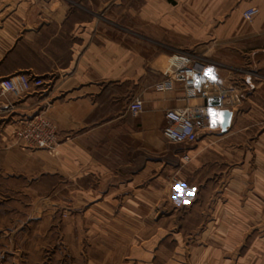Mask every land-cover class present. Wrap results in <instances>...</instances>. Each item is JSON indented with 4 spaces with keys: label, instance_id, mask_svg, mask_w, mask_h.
<instances>
[{
    "label": "crops",
    "instance_id": "0c3cea01",
    "mask_svg": "<svg viewBox=\"0 0 264 264\" xmlns=\"http://www.w3.org/2000/svg\"><path fill=\"white\" fill-rule=\"evenodd\" d=\"M247 8L256 10L250 21L241 18ZM123 11L138 20L122 23ZM190 47L223 62L222 83L237 88L241 98L229 106L224 132L212 110V130L202 131L182 154H188L192 174L202 177V189L232 193L233 177L248 174L241 163L234 166L247 153L233 151L241 144L233 135L254 125L264 130V0H0V79L24 73L41 81L22 95L0 97L3 169L31 166L38 174L43 169L64 175L81 190L100 193L92 202L97 206L116 203L121 192L129 193L127 202L145 193L151 204L154 182L170 171L162 148L164 111L186 105L177 79L170 89L158 84L167 59ZM134 98L143 105L136 114L128 110ZM34 114L56 126L51 155L10 138L9 129ZM252 115L256 120L245 123ZM212 200L214 207L243 206L229 198ZM159 238L151 233L145 240L150 247ZM143 248L146 262L152 253Z\"/></svg>",
    "mask_w": 264,
    "mask_h": 264
},
{
    "label": "rangeland",
    "instance_id": "374dc122",
    "mask_svg": "<svg viewBox=\"0 0 264 264\" xmlns=\"http://www.w3.org/2000/svg\"><path fill=\"white\" fill-rule=\"evenodd\" d=\"M241 18L245 20L242 14ZM120 20L138 19L123 11ZM184 52L204 58L217 73L223 68V62L191 47ZM240 98L241 94L239 102ZM256 118L252 115L244 122ZM233 139L241 143L233 151L247 153L234 166L241 163L248 174L234 176L237 186L225 197L218 190L212 193V187L202 189L200 178L191 172V160L184 162L180 156L192 150L197 139L189 145L163 142L170 171L154 182L151 204L145 193L127 202L129 193L121 192L116 203L93 205L100 193L81 190L79 182L64 175L43 169L38 174L31 166L7 170L0 164V264H264V130L254 125ZM156 151L154 145L152 152ZM42 161L47 167L49 161ZM177 168L184 170L182 177L172 171ZM214 198L243 206L214 207ZM151 233L161 238L153 239L149 247L145 238ZM144 244L152 253L146 262Z\"/></svg>",
    "mask_w": 264,
    "mask_h": 264
},
{
    "label": "built area",
    "instance_id": "2783aa9c",
    "mask_svg": "<svg viewBox=\"0 0 264 264\" xmlns=\"http://www.w3.org/2000/svg\"><path fill=\"white\" fill-rule=\"evenodd\" d=\"M255 13L254 8H247L242 12V16L245 20H251ZM170 58L164 72L165 79L158 84V88L170 89L173 80L177 79L181 83L186 105L164 111L165 123L161 134L169 142L189 145L202 131L211 129L215 119L212 117V110L217 113L220 109H229V106L236 105L240 91L224 85L212 64L209 66V63L192 54L182 52ZM40 84L39 79L24 73L11 75L0 79V97L22 95L31 87H38ZM193 99H199L203 103L190 105L189 101ZM210 99H217L219 104L209 105ZM142 107L139 98L132 99L128 104V110L133 114L141 112ZM10 137L21 147L46 149L51 152L57 143L55 124L41 114L17 121L10 131ZM181 158L184 162L190 159L187 153L182 154Z\"/></svg>",
    "mask_w": 264,
    "mask_h": 264
},
{
    "label": "water",
    "instance_id": "95a60500",
    "mask_svg": "<svg viewBox=\"0 0 264 264\" xmlns=\"http://www.w3.org/2000/svg\"><path fill=\"white\" fill-rule=\"evenodd\" d=\"M208 104L212 106V105H218L219 103H218L217 99H210L208 101ZM231 117H232V112L229 109L218 110L217 120H218V123L220 125V129L222 132H224L227 129V127L229 126Z\"/></svg>",
    "mask_w": 264,
    "mask_h": 264
},
{
    "label": "bare ground",
    "instance_id": "6f19581e",
    "mask_svg": "<svg viewBox=\"0 0 264 264\" xmlns=\"http://www.w3.org/2000/svg\"><path fill=\"white\" fill-rule=\"evenodd\" d=\"M170 60H171V58H170ZM170 60H169V61H170Z\"/></svg>",
    "mask_w": 264,
    "mask_h": 264
}]
</instances>
